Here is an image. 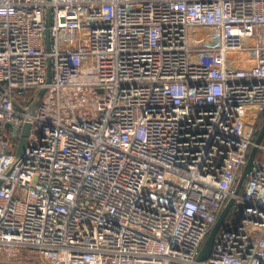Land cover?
<instances>
[{
  "label": "built area",
  "instance_id": "built-area-1",
  "mask_svg": "<svg viewBox=\"0 0 264 264\" xmlns=\"http://www.w3.org/2000/svg\"><path fill=\"white\" fill-rule=\"evenodd\" d=\"M263 116L264 0H0V264H264Z\"/></svg>",
  "mask_w": 264,
  "mask_h": 264
},
{
  "label": "water",
  "instance_id": "water-1",
  "mask_svg": "<svg viewBox=\"0 0 264 264\" xmlns=\"http://www.w3.org/2000/svg\"><path fill=\"white\" fill-rule=\"evenodd\" d=\"M48 25H49V21H48ZM46 40H47V43L49 45V29L47 30L46 32ZM51 82V78L49 77L48 79V83ZM46 88L43 89L39 96H38V99L34 102L33 106L31 107L30 109V112H33L34 109L36 108L37 106V103L39 101L40 98H42L45 93H46ZM31 128H32V124H31V121H27L24 125V129H23V132H22V138L20 140V144H19V148H18V153L19 154H23L24 153V150L26 148V145H27V141H28V137L30 136V132H31ZM264 141V122H263V125H262V128L258 134V137L256 139V144L257 145H260L262 142ZM257 152H258V146H255L252 151H251V154L249 156V159H248V163L247 165L245 166L244 170H243V173L239 179V182H238V185H237V192H240L247 180V177L252 169V166L254 165V161H255V158H256V155H257ZM233 205V202L231 201L227 207L225 208L224 212L222 213V215L220 216L217 224L215 225L213 231L210 233V235L208 236L204 246H203V249H202V252H201V255H200V258H199V261H205L208 259L211 251H212V248H213V245H214V242H215V239L217 237V234L218 232L221 230L222 226H223V223L227 217V215L229 214L230 210H231V207Z\"/></svg>",
  "mask_w": 264,
  "mask_h": 264
},
{
  "label": "trees",
  "instance_id": "trees-1",
  "mask_svg": "<svg viewBox=\"0 0 264 264\" xmlns=\"http://www.w3.org/2000/svg\"><path fill=\"white\" fill-rule=\"evenodd\" d=\"M263 122H264V116L262 117L261 121L259 122V124L257 126V132H258V134H259V132H260V130L262 128Z\"/></svg>",
  "mask_w": 264,
  "mask_h": 264
}]
</instances>
